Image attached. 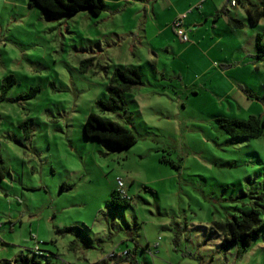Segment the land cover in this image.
Returning <instances> with one entry per match:
<instances>
[{
	"label": "rangeland",
	"instance_id": "obj_1",
	"mask_svg": "<svg viewBox=\"0 0 264 264\" xmlns=\"http://www.w3.org/2000/svg\"><path fill=\"white\" fill-rule=\"evenodd\" d=\"M30 1L0 0V261L264 264V228L242 253L214 229L264 206V136L233 138L217 122L264 120V59L254 57L264 18L246 12L264 0H104L99 16L55 17ZM194 5L185 26L198 28L184 27L183 41L172 23ZM117 67L143 83L125 112L101 113ZM92 112L137 143L86 138ZM119 179L132 199L113 211Z\"/></svg>",
	"mask_w": 264,
	"mask_h": 264
},
{
	"label": "trees",
	"instance_id": "obj_2",
	"mask_svg": "<svg viewBox=\"0 0 264 264\" xmlns=\"http://www.w3.org/2000/svg\"><path fill=\"white\" fill-rule=\"evenodd\" d=\"M236 0H229V3ZM238 3V1H236ZM30 4L38 7L44 14L50 17L55 16H73L81 10H87L94 16H99L105 11L104 0H31ZM226 9L216 13V17L225 14ZM246 12L253 24H258L264 18V2L261 6L249 5ZM228 24L233 29H240L244 25L240 20L229 17ZM256 54L255 58L264 59V39L261 34L256 35L255 39ZM10 78H12L10 76ZM6 82V81H5ZM142 76L140 72L133 67H117L109 81L107 92L109 99L98 100L97 106L101 113L120 114L125 112V94L133 91L142 85ZM13 83L4 84V92L7 91ZM37 90L32 89L28 94L33 96ZM217 122L230 137L243 139H258L264 136V120L259 116H250L247 120L229 119L218 117ZM84 136L88 139H94L114 145L120 150L131 148L137 143L135 134L127 127L112 121L102 115L90 113L83 127ZM5 177L3 167L0 163V180ZM122 194L118 189L113 190L108 206L111 210L117 211L124 209L131 203V197ZM258 199H261L258 198ZM261 210L264 206L255 202L250 212H243L239 217H234L232 221L216 222L214 229L219 232L223 238V246L236 245L239 253L245 252L252 242L259 236L264 228V220L261 218ZM130 253L127 251V256ZM136 254V251H135ZM132 256L131 264H139ZM0 264H54L49 260L41 262L34 256L20 255L13 261L5 260ZM102 264V263H96Z\"/></svg>",
	"mask_w": 264,
	"mask_h": 264
},
{
	"label": "built area",
	"instance_id": "obj_3",
	"mask_svg": "<svg viewBox=\"0 0 264 264\" xmlns=\"http://www.w3.org/2000/svg\"><path fill=\"white\" fill-rule=\"evenodd\" d=\"M232 7L237 6V2L236 1H232L231 3ZM185 18V16H181L179 19H177L174 23H173V27L177 30L178 35L181 37V39L183 41H187L188 37L186 35V31L183 29V19ZM117 184H118V190L120 192H122V194H126L125 190H124V183L122 180H117ZM2 224L0 223V228H1ZM161 237H159L156 242L153 245V248L150 249L149 248V253L156 255L158 253V248L160 247V241ZM125 255H127V252H123V254L121 255V257H124ZM117 256L115 252H112L110 254V257H115Z\"/></svg>",
	"mask_w": 264,
	"mask_h": 264
},
{
	"label": "crops",
	"instance_id": "obj_4",
	"mask_svg": "<svg viewBox=\"0 0 264 264\" xmlns=\"http://www.w3.org/2000/svg\"><path fill=\"white\" fill-rule=\"evenodd\" d=\"M239 1V0H238ZM228 3H229V1H228ZM249 5H253L252 3H248V6ZM237 6H238V3H237ZM236 6V7H237ZM199 8H201V5H194V6H190L189 7V9L185 12V13H183L182 14V16H185V18L183 19V28L185 27V28H187V31H191V30H196L198 27H197V25H189L190 27H186L185 26V22H186V19H187V17H188V15L190 14V13H192L193 11H194V9H199ZM219 12V11H218ZM205 20H207V18L205 19ZM173 24V23H172ZM171 24V25H172ZM188 24V23H187ZM193 26V27H192ZM192 27V28H191ZM184 28V29H185ZM185 31H186V29H185ZM186 31V32H187ZM2 227V226H1ZM154 245V244H153ZM150 247H152V246H150V245H148V248H150ZM159 253H161V252H159ZM2 261H5V260H2ZM10 261V260H9ZM1 262V261H0Z\"/></svg>",
	"mask_w": 264,
	"mask_h": 264
}]
</instances>
